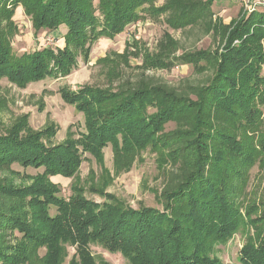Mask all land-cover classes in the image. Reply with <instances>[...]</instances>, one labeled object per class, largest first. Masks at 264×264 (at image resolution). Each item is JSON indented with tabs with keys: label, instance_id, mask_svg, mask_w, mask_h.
Instances as JSON below:
<instances>
[{
	"label": "trees",
	"instance_id": "16d2710c",
	"mask_svg": "<svg viewBox=\"0 0 264 264\" xmlns=\"http://www.w3.org/2000/svg\"><path fill=\"white\" fill-rule=\"evenodd\" d=\"M216 1L221 0H0V77L19 87L70 74L79 55L86 60L95 43L121 34L145 12H169L176 29L204 23L222 39L215 51L175 59L209 64L213 73L202 84L177 89L146 81L116 91L84 87L65 93L66 102L85 117L78 146L72 141L50 146L49 132L35 133L26 123L0 135V166L18 163L45 171L32 186L0 183V193L15 200L0 205V264H35L42 248L41 263L61 264L70 244L76 246L71 264H96L92 243L130 264H224L212 255L211 244L229 239L240 224L230 180L256 162L264 165V11L250 10L224 25L212 20ZM19 7L37 33L65 27L64 47L13 55L9 40ZM158 55L151 61L165 67L161 55L168 53ZM170 123L175 129L166 132ZM110 144L118 156L138 157L148 149L158 154L159 167H168L167 184L157 195L161 210H136L112 195L95 204L77 189L66 200L45 181L46 175L79 170V146L102 159ZM49 207L57 215L51 217ZM240 251L239 264H264V232L257 229Z\"/></svg>",
	"mask_w": 264,
	"mask_h": 264
},
{
	"label": "rangeland",
	"instance_id": "374dc122",
	"mask_svg": "<svg viewBox=\"0 0 264 264\" xmlns=\"http://www.w3.org/2000/svg\"><path fill=\"white\" fill-rule=\"evenodd\" d=\"M162 5L161 1L156 6ZM211 6L212 20L229 25L245 12L264 11V0H221ZM168 13L145 12L141 20L128 26L121 34L100 39L92 46L86 60L82 55L77 57V65L68 75H52L26 87L0 77V135L5 136L19 124L26 123L35 133L49 132L52 136L47 140L50 146L68 141L78 146L85 132V117L74 105L66 102L65 93L79 92L84 87L116 91L129 83L137 85L146 81L168 84L177 89L205 82L213 73L209 64L201 62L193 66L180 64L175 59L184 53L215 51L222 43L221 37L207 32L204 23L176 29ZM13 22L14 36L9 41L13 55L17 57L49 47L62 49L65 45V27L55 32L37 33L22 7L16 10ZM159 53L169 55H161L163 61H168L165 67L151 61V56L158 57ZM174 129L175 124L170 123L166 132ZM262 130L264 134V125ZM78 149L82 159L78 171L67 176H45L46 182L58 188L57 197L71 199L77 189L81 198L95 204L108 202L107 196L112 195L136 210L141 206L162 209L157 195L167 184L165 174L168 167H159L161 161L156 152L148 149L141 151L138 157L118 156L110 144L103 149V158L100 159L84 152L80 146ZM256 163L245 169L241 178L230 180L229 193L239 209L240 224L229 239L214 240L211 244L212 255L224 264H239L244 244L256 234L257 229L264 232V165ZM44 175L41 167L25 168L18 163L0 166V183L4 185L24 188L37 183ZM10 202L15 200L0 193V205ZM47 213L54 217L57 209L49 207ZM250 218L256 225L248 221ZM16 236L21 238L20 234ZM16 236L9 239L15 241ZM90 246L96 264H130L123 255L111 253L99 243ZM45 253L44 248L39 250L34 263L43 264ZM75 253L76 246L65 245L61 264H71Z\"/></svg>",
	"mask_w": 264,
	"mask_h": 264
},
{
	"label": "built area",
	"instance_id": "2783aa9c",
	"mask_svg": "<svg viewBox=\"0 0 264 264\" xmlns=\"http://www.w3.org/2000/svg\"><path fill=\"white\" fill-rule=\"evenodd\" d=\"M252 11V10H251Z\"/></svg>",
	"mask_w": 264,
	"mask_h": 264
}]
</instances>
